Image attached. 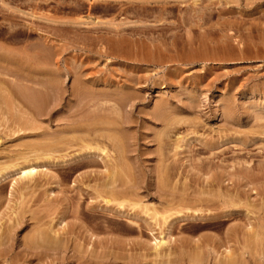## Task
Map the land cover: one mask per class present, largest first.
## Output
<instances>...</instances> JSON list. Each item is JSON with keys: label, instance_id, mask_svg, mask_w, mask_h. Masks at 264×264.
Wrapping results in <instances>:
<instances>
[{"label": "rangeland", "instance_id": "1", "mask_svg": "<svg viewBox=\"0 0 264 264\" xmlns=\"http://www.w3.org/2000/svg\"><path fill=\"white\" fill-rule=\"evenodd\" d=\"M0 173V264H264V0H0Z\"/></svg>", "mask_w": 264, "mask_h": 264}, {"label": "bare ground", "instance_id": "2", "mask_svg": "<svg viewBox=\"0 0 264 264\" xmlns=\"http://www.w3.org/2000/svg\"><path fill=\"white\" fill-rule=\"evenodd\" d=\"M113 24V23H112ZM116 109V108H115ZM119 109V108H118ZM120 112V111H119ZM81 124V123H80ZM77 124L76 125V128L75 127H73L74 128V130H72V128H71V131L73 132L74 131V133L75 134H77V137H78V139H81V141L82 140H84L83 139V137L84 136H102L103 137V135L101 134V135H99L98 134V132L100 131V130H102L104 127H101L100 125H96V124H94V123H85V124ZM79 125V127H77ZM71 132V133H72ZM80 133V134H79ZM84 135H83V134ZM78 134L79 135H81V136H78ZM86 136V137H87ZM80 137V138H79ZM108 137H111V136H109L108 135ZM98 138V137H97ZM112 138V137H111ZM179 138V137H178ZM77 139V138H76ZM77 139V140H78ZM87 139V138H86ZM177 139V138H176ZM90 140V139H89ZM109 140H110V138H109ZM81 141H80V143H81ZM87 141V140H86ZM83 142H85V141H83ZM89 143V142H88ZM98 143V142H97ZM96 143V144H97ZM82 144V143H81ZM92 144V143H91ZM99 144V143H98ZM82 145H85V144H82ZM86 145H88L87 143H86ZM90 145V144H89ZM95 145V144H94ZM78 147V146H77ZM90 147V146H89ZM104 149L105 148H103V149H101V150H99V148H98V145H97V148L95 147V148H93L92 149V147L91 148H88V146H83V147H81V149H79L80 151H78V152H76V154H74V155H71L70 157L68 156V158L67 157H63L62 156V158L60 159V160H58V161H56V163H55V165L57 164H64V163H72V164H76V165H86V164H96V162H98L97 161V159L96 158H99L101 161H103L102 163H106V165H107V161L108 160H106V162H105V159H104V157H101V153H103V151H104ZM99 151H102L101 153L99 152ZM29 153V152H28ZM28 153H27V156H28ZM34 153V152H33ZM47 153V152H46ZM46 153H45V155H46ZM100 153V154H99ZM30 154V153H29ZM32 154V153H31ZM48 154V153H47ZM26 156V157H27ZM30 156V155H29ZM39 156V155H38ZM47 156V155H46ZM46 156H43V157H46ZM35 157V156H34ZM66 158V159H65ZM22 159L24 160V157H22ZM28 159H30L29 157H27V159L25 158V160H27V161H23L25 164L24 165H22V166H20L18 169L16 168V171H18V172H16L17 174H19V176H20V178L22 179H27V180H31L32 178H33V176L36 174V172H37V168H39V166H41V165H43V167H44V164H39L37 161H34V162H31V159L30 160H28ZM33 159H36L37 160V158H33ZM39 159H41V158H39ZM43 159V158H42ZM107 159V158H106ZM45 160V159H44ZM57 160V159H56ZM55 161V160H54ZM40 163H43V162H40ZM53 164V163H52ZM105 165V168L107 167ZM108 168V167H107ZM109 169V168H108ZM5 171V170H4ZM108 171V170H107ZM13 172V171H12ZM1 173H2V171H1ZM0 173V174H1ZM15 173V172H14ZM5 174V173H4ZM1 175L0 176V180L2 179V178H4L3 176H5V175ZM7 174V173H6ZM112 174V173H111ZM12 176V175H11ZM108 177H109V175H108ZM20 180V179H19ZM172 199H174V198H172ZM173 200H171V201H169V200H167V201H165V202H168L165 206L166 207H168V205L171 207L172 205H174L173 203L174 202H172ZM105 203H108V200H106V202ZM171 209H173L172 207L169 209V210H171ZM176 209V208H175ZM178 209V208H177ZM176 209V210H177ZM176 210H172V211H176ZM165 212H166V210H165ZM167 212H169V211H167ZM179 212V214L177 215V213ZM178 212H176V216H173L172 218L170 217V224H168L167 226L168 227H170L171 226V224L174 222V221H184V220H186V219H193V218H201V214H198L197 212H194V214H189L188 212L187 213H183L182 211H178ZM190 212V211H189ZM117 213H118V215L120 214V215H127V214H125L124 213V211H122V210H118L117 211ZM170 213V212H169ZM173 213V212H172ZM227 213H230V212H227ZM164 214V213H163ZM174 214V213H173ZM162 215V214H161ZM165 215V214H164ZM168 215V214H167ZM175 215V214H174ZM200 215V216H199ZM224 215V214H223ZM130 216V217H129ZM131 216H133V215H131V214H129L128 216H125V218L126 217H129V218H131ZM136 216V215H135ZM134 216V217H135ZM166 216V215H165ZM170 216H171V214H170ZM169 217V216H168ZM203 217V216H202ZM205 217H206V215H205ZM204 217V218H205ZM137 218V217H136ZM138 218H140V217H138ZM161 218H163V220H166V217H164V216H161ZM127 219V218H126ZM142 220H143V218H141ZM157 219V218H156ZM194 219V220H195ZM202 219V218H201ZM160 220V219H159ZM131 221V220H130ZM133 221V220H132ZM155 222V221H154ZM167 222V221H166ZM149 225V224H148ZM166 225V224H165ZM164 228H166V227H164ZM150 229V228H149ZM163 229V228H162ZM167 229V228H166ZM169 229V228H168ZM159 230H161L160 228H159ZM166 232H167V230H166ZM58 233V232H57ZM150 233H151V240H150V243H152V248L154 249V251L156 252V251H158L161 247H164V246H166V244L169 242L168 241V239L166 238V234H169V233H163L162 231L161 232H158V234L157 235H155L153 232H152V229H150ZM170 236V235H169ZM168 237V236H167ZM171 237V236H170ZM169 238V237H168ZM42 240V239H41ZM46 240V239H45ZM43 244V243H42ZM146 244V243H145ZM54 245V244H53ZM160 253V252H159ZM228 258V257H227ZM228 260V259H227Z\"/></svg>", "mask_w": 264, "mask_h": 264}]
</instances>
